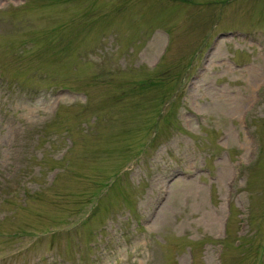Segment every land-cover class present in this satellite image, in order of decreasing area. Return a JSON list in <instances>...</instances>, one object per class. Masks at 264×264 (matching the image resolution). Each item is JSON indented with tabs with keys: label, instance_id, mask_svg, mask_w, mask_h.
<instances>
[{
	"label": "rangeland",
	"instance_id": "374dc122",
	"mask_svg": "<svg viewBox=\"0 0 264 264\" xmlns=\"http://www.w3.org/2000/svg\"><path fill=\"white\" fill-rule=\"evenodd\" d=\"M0 264H264V0H0Z\"/></svg>",
	"mask_w": 264,
	"mask_h": 264
}]
</instances>
